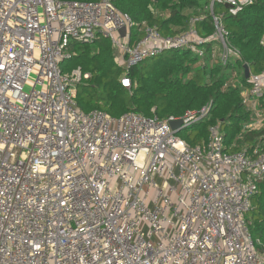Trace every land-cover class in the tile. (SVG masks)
<instances>
[{
	"label": "built area",
	"instance_id": "built-area-1",
	"mask_svg": "<svg viewBox=\"0 0 264 264\" xmlns=\"http://www.w3.org/2000/svg\"><path fill=\"white\" fill-rule=\"evenodd\" d=\"M251 4L207 0L184 30L162 35L111 0H0V264H264L246 219L263 144L232 151L214 125L190 146L170 127L203 120L210 105L178 118L82 112L75 85L89 73L60 66L71 41L98 36L125 71L170 50L225 65L239 51L223 17ZM208 15L213 31L201 35L195 23ZM246 80L245 129L259 130L264 69ZM120 82L130 87L126 74Z\"/></svg>",
	"mask_w": 264,
	"mask_h": 264
},
{
	"label": "trees",
	"instance_id": "trees-1",
	"mask_svg": "<svg viewBox=\"0 0 264 264\" xmlns=\"http://www.w3.org/2000/svg\"><path fill=\"white\" fill-rule=\"evenodd\" d=\"M111 1L136 24L145 22L155 26L162 35L184 30L190 17L202 11L207 3V0ZM198 9L201 10L198 12ZM215 10H224V7L215 5ZM223 23L229 33L230 46L239 51V57L225 65L210 63L209 55L202 62L186 50H170L144 59L125 71L113 62L110 40L98 36L91 43L71 41L73 54L60 66L62 69L68 66V72L79 67L89 73L87 79L75 85V102L82 112L98 110L117 117L132 111L145 116L178 118L187 110L210 105L203 120L178 132L188 145L206 141L208 128L217 125L225 143L232 144V151L250 150L257 144L264 147V128L245 129L252 118L241 97L242 89L249 85L242 73L243 65L247 64L253 74L264 69V0H253V4L236 15L226 13ZM195 27L201 35H210L213 31L209 15L196 22ZM124 74L130 78L129 88L120 82ZM246 219L251 236L264 244V178L251 197Z\"/></svg>",
	"mask_w": 264,
	"mask_h": 264
},
{
	"label": "water",
	"instance_id": "water-1",
	"mask_svg": "<svg viewBox=\"0 0 264 264\" xmlns=\"http://www.w3.org/2000/svg\"><path fill=\"white\" fill-rule=\"evenodd\" d=\"M229 6H230L229 4H225V7H229ZM122 30H124V29H122ZM122 30H120V32ZM249 75H250V69H249L247 64H244L243 65V76L245 79H248ZM169 124H170V127L176 131V133H178L179 131H181L184 128H187V127L181 126L182 125L181 119L171 120V121H169Z\"/></svg>",
	"mask_w": 264,
	"mask_h": 264
},
{
	"label": "rangeland",
	"instance_id": "rangeland-1",
	"mask_svg": "<svg viewBox=\"0 0 264 264\" xmlns=\"http://www.w3.org/2000/svg\"><path fill=\"white\" fill-rule=\"evenodd\" d=\"M124 34H125V31L124 30H122L121 32H120V35L121 36H124ZM191 56V55H190ZM65 64V66L67 65V62H65L64 63ZM68 66L65 68V69H62V71L63 72H68ZM242 73H243V70H242ZM241 76V72H240V70H239V77ZM28 84H30V82H28ZM24 90H29V87L28 86H24ZM146 231V228H144V232Z\"/></svg>",
	"mask_w": 264,
	"mask_h": 264
},
{
	"label": "snow or ice",
	"instance_id": "snow-or-ice-1",
	"mask_svg": "<svg viewBox=\"0 0 264 264\" xmlns=\"http://www.w3.org/2000/svg\"><path fill=\"white\" fill-rule=\"evenodd\" d=\"M125 83H127V82H125Z\"/></svg>",
	"mask_w": 264,
	"mask_h": 264
}]
</instances>
